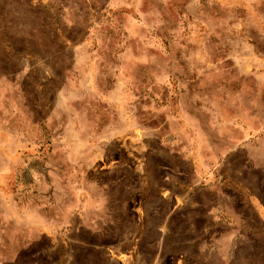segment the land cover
<instances>
[{
    "label": "rangeland",
    "instance_id": "obj_1",
    "mask_svg": "<svg viewBox=\"0 0 264 264\" xmlns=\"http://www.w3.org/2000/svg\"><path fill=\"white\" fill-rule=\"evenodd\" d=\"M0 264H264V0H0Z\"/></svg>",
    "mask_w": 264,
    "mask_h": 264
}]
</instances>
